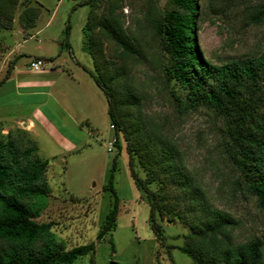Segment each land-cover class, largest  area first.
I'll return each mask as SVG.
<instances>
[{
	"label": "rangeland",
	"instance_id": "obj_1",
	"mask_svg": "<svg viewBox=\"0 0 264 264\" xmlns=\"http://www.w3.org/2000/svg\"><path fill=\"white\" fill-rule=\"evenodd\" d=\"M117 1L116 13L138 48L127 78L140 96L142 113L174 139L212 204L235 217V238L258 236L262 240L264 259V207L236 182L238 171L224 151L222 119L208 107H187L181 88L164 75L168 57L152 31L150 17L168 8L170 0ZM243 1L244 5L255 0ZM76 2L18 0L10 27H0V79L8 62L15 60L13 75L0 82V116L5 118L0 121V135L9 129L25 145L31 143L30 137L38 156L48 160L43 176L50 190L35 219L50 221L54 239L64 248L95 241L93 253L80 255L70 264H108L110 260L114 264H189V256L175 246L182 243L187 231L183 224L156 217L165 235L161 243L149 227V205L129 174L124 141L118 133L117 148L105 95L86 70L92 68V62L82 48L81 28L88 7ZM36 3L41 4L39 13L27 25L24 6ZM242 4L214 13L208 9V0H199L196 40L211 62L219 64L264 49V22H247ZM105 6L100 3L98 9ZM66 25L69 46L60 44ZM113 52V45L106 43V53ZM36 57L43 60V66L30 69L29 61ZM17 69L18 79L50 82L18 87ZM28 120L33 122L32 129L27 128ZM3 125L9 128L3 129ZM114 155L115 223L95 240L112 203L110 191L101 186L107 181ZM135 168L143 174L136 162Z\"/></svg>",
	"mask_w": 264,
	"mask_h": 264
},
{
	"label": "trees",
	"instance_id": "obj_2",
	"mask_svg": "<svg viewBox=\"0 0 264 264\" xmlns=\"http://www.w3.org/2000/svg\"><path fill=\"white\" fill-rule=\"evenodd\" d=\"M18 0H0V27H10ZM106 3L99 10L100 3ZM164 11L150 17L154 34L167 54L164 75L182 90L187 107L210 108L222 119L226 136L224 151L238 171L244 190L264 207V49L257 54L214 63L203 56L196 40L199 0H170ZM243 0H208V9L224 13ZM86 4L82 25V48L89 54L92 68L86 69L106 98V112L124 141L127 165L133 183L149 205V227L156 240L165 237L156 220H177L187 231L175 245L190 258L189 264H264L262 240H237V221L231 212L212 204L205 190L187 168L180 148L161 125L142 113L138 92L127 78L130 61L138 53L135 41L124 30L116 13L117 0H77ZM40 3L25 4V23L32 25ZM247 22H264V0L242 4ZM61 45L69 46L68 25ZM106 43L114 52L106 53ZM10 62L0 79L8 75ZM24 144L8 129L0 135V264H70L80 255L91 254L95 241L64 248L54 239L50 221H37L42 198L50 190L44 170L48 163L36 153L29 137ZM135 162L143 174L137 172ZM116 158L108 178L112 203L106 210L95 240L115 223L118 199L112 183ZM110 244L112 245L109 237ZM169 246V245H168Z\"/></svg>",
	"mask_w": 264,
	"mask_h": 264
},
{
	"label": "crops",
	"instance_id": "obj_3",
	"mask_svg": "<svg viewBox=\"0 0 264 264\" xmlns=\"http://www.w3.org/2000/svg\"><path fill=\"white\" fill-rule=\"evenodd\" d=\"M10 65H11V67H10L8 75L1 82L7 81L13 75V73H14L13 71L15 69V60L14 59L13 60L11 59ZM3 66H4V64H3ZM15 74L16 75L19 74L18 69L16 70ZM49 82H50V80H48V79H35V80H32V81H29L28 79H24V78L23 79L22 78L18 79V75H17V78L15 80V84L18 87L20 85L26 86L28 84H33V85L38 84L39 86H42L44 84L45 85L48 84ZM4 119H5L4 117L0 116V121L4 120ZM32 127H33V122L31 120H28L27 121V128L28 129H32ZM7 128H9V127L3 125V129H7Z\"/></svg>",
	"mask_w": 264,
	"mask_h": 264
},
{
	"label": "built area",
	"instance_id": "obj_4",
	"mask_svg": "<svg viewBox=\"0 0 264 264\" xmlns=\"http://www.w3.org/2000/svg\"><path fill=\"white\" fill-rule=\"evenodd\" d=\"M43 66V60L40 57L32 58L29 61V68L33 70H39Z\"/></svg>",
	"mask_w": 264,
	"mask_h": 264
},
{
	"label": "water",
	"instance_id": "obj_5",
	"mask_svg": "<svg viewBox=\"0 0 264 264\" xmlns=\"http://www.w3.org/2000/svg\"><path fill=\"white\" fill-rule=\"evenodd\" d=\"M114 263H115V261L110 260L108 264H114Z\"/></svg>",
	"mask_w": 264,
	"mask_h": 264
}]
</instances>
